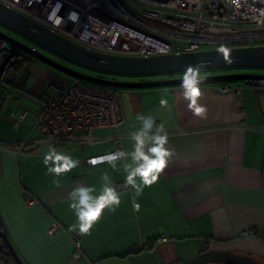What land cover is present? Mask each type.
Returning <instances> with one entry per match:
<instances>
[{
  "label": "crops",
  "instance_id": "obj_1",
  "mask_svg": "<svg viewBox=\"0 0 264 264\" xmlns=\"http://www.w3.org/2000/svg\"><path fill=\"white\" fill-rule=\"evenodd\" d=\"M27 69L26 93L14 94L13 101L17 106L31 103L33 119L15 131L11 114L17 115L21 108L12 110V129L22 134L12 141L0 140L5 143L35 138L34 114L51 97L48 87L58 88L52 96L57 98L60 87L72 82L39 61ZM224 85L232 91L219 92ZM238 88L239 96L234 92ZM201 89L200 103L207 109L204 117L189 110L180 87L122 90L126 121L119 128L97 132L119 135L120 144L105 142L85 146L83 151L68 145L61 152L78 159L80 165L60 176L47 173L45 148L28 146L20 156L2 153L0 222L21 260L25 264H182L213 250L264 264V87L221 83L204 84ZM161 99L168 101L166 107L160 105ZM28 106L24 107L30 114L33 107ZM137 114H150L164 124L173 155L159 180L142 194L136 195L131 186L118 191L119 207L105 209L100 221L82 235L83 258L75 261L72 237L78 230H73L77 221L69 193L81 183L99 192L105 173L114 185L125 183V161L115 168L84 162L120 148L131 151L129 133L139 127ZM54 223L60 225L55 233L51 232ZM246 231L250 233L244 236Z\"/></svg>",
  "mask_w": 264,
  "mask_h": 264
},
{
  "label": "built area",
  "instance_id": "obj_2",
  "mask_svg": "<svg viewBox=\"0 0 264 264\" xmlns=\"http://www.w3.org/2000/svg\"><path fill=\"white\" fill-rule=\"evenodd\" d=\"M0 3L74 44L115 56L150 57L219 50L221 46L227 49L264 46V0H239L238 4L232 0H168L165 3L153 0H0ZM70 14H74L73 19L69 18ZM7 48L8 44L0 41V64L8 54ZM28 79V69H8L0 79V87H19V93L14 94H21L26 92ZM258 85L264 87V82ZM218 91L224 93L232 89L224 85ZM234 92L239 96L242 90L238 88ZM121 94L122 90L77 80L60 87V96L44 99L34 114V128L38 132L35 138L27 136L15 143L0 141V178L4 173L1 167L4 152L20 156L28 146L38 150L45 148L46 152L49 145L58 151L75 145L83 151L85 146L105 142L120 144L119 135L103 136L97 132L119 128L126 121ZM14 114L13 129L18 131L25 126L29 109L24 107ZM92 158L84 165H101H91ZM114 186L118 191L130 189L125 183ZM59 228L60 225L54 223L51 232ZM249 233L246 231L243 235ZM82 235L76 232L72 237L75 261L83 258ZM11 261L0 254V264Z\"/></svg>",
  "mask_w": 264,
  "mask_h": 264
},
{
  "label": "water",
  "instance_id": "obj_3",
  "mask_svg": "<svg viewBox=\"0 0 264 264\" xmlns=\"http://www.w3.org/2000/svg\"><path fill=\"white\" fill-rule=\"evenodd\" d=\"M153 1L165 3L168 0ZM0 25L57 56L92 71L127 77L171 75L168 79L149 81H121L93 76L64 66L0 30V40L8 44L6 49L8 54L4 56L0 64V79L6 70L18 65L22 55H28L30 58L65 74L73 80L118 90L180 87L181 78H175L173 75L183 73L188 65H201L202 71L240 67L264 68V46L228 49L229 55L227 59L219 50L150 57H125L99 53L60 37L1 3ZM203 77L201 85L243 82L257 87L259 82H264V75L262 74L237 73ZM0 254L10 258L15 264H25L16 252L8 235L1 228ZM209 263L258 264L249 256H239L229 251L213 250L204 251L197 258L182 264Z\"/></svg>",
  "mask_w": 264,
  "mask_h": 264
},
{
  "label": "clouds",
  "instance_id": "obj_4",
  "mask_svg": "<svg viewBox=\"0 0 264 264\" xmlns=\"http://www.w3.org/2000/svg\"><path fill=\"white\" fill-rule=\"evenodd\" d=\"M238 4L239 0H232ZM70 19L74 14H70ZM219 51L228 58L229 50L221 46ZM201 65L186 66L180 83V91L187 102L189 110L197 117H204L207 109L200 103L203 95L201 84L203 83ZM160 105L166 107L168 101L160 100ZM139 127L129 133L132 143L131 151L116 150L103 156L93 157L89 163L93 166L107 163L115 168L118 162L125 161L124 170L125 186L135 189L136 195H140L145 187H151L156 183L160 174L167 167L173 155L168 145V133L163 123H157L152 115L137 114ZM130 161V162H127ZM43 164L48 174L60 176L71 172L80 165L78 159L72 155L58 151L49 145L43 156ZM139 179V183L137 182ZM104 183L99 190L84 183L78 184L69 193L70 207L76 217V225L73 230L79 234H88L94 225L100 221L105 209L115 211L120 205V195L107 173L103 176ZM133 208L138 212L140 205L133 198Z\"/></svg>",
  "mask_w": 264,
  "mask_h": 264
},
{
  "label": "rangeland",
  "instance_id": "obj_5",
  "mask_svg": "<svg viewBox=\"0 0 264 264\" xmlns=\"http://www.w3.org/2000/svg\"><path fill=\"white\" fill-rule=\"evenodd\" d=\"M0 29H2L4 32L8 33L12 37L18 39L19 41L25 43L31 48H36L38 52L41 54L52 58L53 60L57 61L58 63L67 66L72 69H76L80 72L90 74L93 76H98L106 79H115V80H121V81H126L130 79H141V80H147V79H152V80H160V79H168L170 78L171 75H158V76H149V77H127V76H119V75H112V74H107V73H101V72H96L92 71L89 69H86L84 67L78 66L74 63H71L56 54L52 53L49 50H46L42 47H40L37 44H34L30 42L29 40L23 38L22 36L14 33L13 31L5 28L4 26L0 25ZM30 58L28 55H22L20 57V60H23L24 58ZM32 60V59H31ZM36 61V60H35ZM46 67V66H45ZM47 68L53 70L54 73L63 76L64 78H67L71 81H74L72 78L66 76L65 74L58 72L51 67L47 66ZM237 73H246V74H262L264 75V68H258V67H240V68H230V69H218V70H208V71H202L203 76H217V75H225V74H237ZM182 74H175L173 75L175 78H181ZM233 83H243V82H233ZM213 84H221V83H213ZM212 85V84H211ZM49 96H54L57 95L58 93V88L55 86H49L47 90ZM11 93L6 90L4 87H0V140L3 139V141H12L13 139L21 136L22 132H14L12 129V123L10 121V114L12 110L17 109L18 107L21 108V111H23L24 106L31 105L30 107H33V111L29 114L27 117L25 124L27 125L32 121L33 119V113L35 112V107L28 102H25L22 106H17L16 103L13 101ZM29 107V106H28ZM9 109L8 114L6 115L5 112ZM18 111V112H21ZM10 113V114H9ZM13 114V113H12ZM11 114V115H12ZM10 264H15L13 261L10 262Z\"/></svg>",
  "mask_w": 264,
  "mask_h": 264
},
{
  "label": "trees",
  "instance_id": "obj_6",
  "mask_svg": "<svg viewBox=\"0 0 264 264\" xmlns=\"http://www.w3.org/2000/svg\"><path fill=\"white\" fill-rule=\"evenodd\" d=\"M32 58H24L23 60H19V63L17 66L13 67L11 69V71H22L24 69H27L34 61V59ZM6 90H8L10 93H12V95H14V93H19L20 89L19 87H14V88H10L8 87ZM21 93V92H20ZM26 92H22L21 94H25ZM0 228L2 231H4L6 234L7 232L5 231L3 225L0 222Z\"/></svg>",
  "mask_w": 264,
  "mask_h": 264
},
{
  "label": "flooded vegetation",
  "instance_id": "obj_7",
  "mask_svg": "<svg viewBox=\"0 0 264 264\" xmlns=\"http://www.w3.org/2000/svg\"><path fill=\"white\" fill-rule=\"evenodd\" d=\"M1 31H3L2 29H0ZM4 32V31H3ZM6 33V32H5ZM8 34V33H7ZM0 41H2V40H0ZM76 70V69H75ZM78 71V70H77ZM142 81H146V80H142Z\"/></svg>",
  "mask_w": 264,
  "mask_h": 264
}]
</instances>
